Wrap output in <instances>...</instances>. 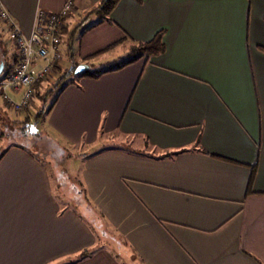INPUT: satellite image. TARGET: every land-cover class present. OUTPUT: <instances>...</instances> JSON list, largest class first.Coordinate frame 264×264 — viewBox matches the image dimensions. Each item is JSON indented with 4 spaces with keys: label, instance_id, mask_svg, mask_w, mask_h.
Listing matches in <instances>:
<instances>
[{
    "label": "crops",
    "instance_id": "0c3cea01",
    "mask_svg": "<svg viewBox=\"0 0 264 264\" xmlns=\"http://www.w3.org/2000/svg\"><path fill=\"white\" fill-rule=\"evenodd\" d=\"M66 1L0 6L29 35L38 9L58 12ZM72 1L48 81L126 37L149 41L163 30L165 46L148 60L73 79L43 122L67 146L114 132L148 140L147 149L82 154L88 204L139 264H264V0H119L109 21L91 12L100 0ZM74 25L84 28L72 33ZM5 42L6 55L15 54ZM85 249L93 251L76 259ZM0 264L126 263L60 205L46 164L10 146L0 159Z\"/></svg>",
    "mask_w": 264,
    "mask_h": 264
},
{
    "label": "trees",
    "instance_id": "16d2710c",
    "mask_svg": "<svg viewBox=\"0 0 264 264\" xmlns=\"http://www.w3.org/2000/svg\"><path fill=\"white\" fill-rule=\"evenodd\" d=\"M118 1L119 0H100L97 7L94 8L91 12H94L98 16V21H102V20L109 21V15L114 9V7L116 6V4L118 3ZM64 30H65V27H64ZM162 36H163V30L158 31L154 35V37L150 39L149 41H135L129 37H126L122 41H118L93 55H89L84 58V61L89 65V68L87 70L75 75L73 72H74L75 67L78 65V63H74L71 67H69V69L62 76L59 77V79H57L56 82L53 83V86L49 88L47 91H45V93H43L42 95H38L39 91H37L36 87H38V85L40 84H39V81L36 82V84L34 85V89H35L36 94L40 96V99H39L40 104L38 108H36L35 113L31 114L30 112L27 111V114L24 117V119H20L19 121L10 123V124H15L19 126V129H20L19 134L23 136V138L25 137L26 141L25 143H22V142L18 143L17 142L18 139L15 137L17 139L16 142H13L0 150V159L2 158V156L5 154V152L8 150L10 146H17V147L22 148L26 152H28V154H30L31 156L35 158H39L42 161L43 159H41L42 158L41 155H47V156L49 155L51 158H53V163H55V165L63 164L61 162L60 163L55 162L56 157H54V155L51 154L53 153L52 149L55 150L56 148L64 152L65 158L67 160L69 157L73 156L71 155L70 148L65 143L49 135L45 130H42L41 128L40 130H34L32 128V125L33 124L40 125V123L42 124L45 121L59 93L64 89V87L68 83L72 82L73 79L80 78V77L97 78L103 73L121 69L141 58L148 60L151 56L158 55L164 51L165 46L162 41ZM117 44H120L122 45V47L125 48L120 62L115 65H110L107 68H104L102 70H98V71L93 70L94 65L93 63L89 62V59H91L92 57L96 55L103 53L104 51L110 49L111 46H115ZM6 46H7V42H5L2 39V37H0V62L3 63V70L0 74V78L6 77L10 73V71L12 70L16 62V53L6 55V53L8 52V50H6L5 48ZM47 96L51 97V100L49 101V103L47 102ZM2 134L3 133L0 130V137L2 136ZM30 135H34L32 136L34 137L33 140L31 139V137H29ZM141 141L144 147L142 149L149 148V142L146 138H142ZM32 146L35 147L39 153L34 152L31 148ZM46 147L49 149H47ZM186 150L187 149L185 148H181L179 150L170 152V155H175L177 153H180ZM66 168L67 167H65V169ZM53 169H54L53 166H49L51 178H52V175L54 174ZM252 179H253V171H252L251 177L248 182L247 191L250 188ZM74 188L76 189V194H77L75 197H83V198L78 200L77 203L75 202L73 203V210L76 211L78 214H80V216L89 223L92 230L95 232V230L93 229L94 225H92V223L89 222L90 220L88 218V216L90 217L91 213L89 214L87 211H85L86 214H84V212L79 208L82 206L85 209L84 204H88V198L86 197L85 187L82 183L78 182L74 186ZM92 251H93L92 249L82 250L78 254L76 259L85 258L89 256L92 253Z\"/></svg>",
    "mask_w": 264,
    "mask_h": 264
},
{
    "label": "rangeland",
    "instance_id": "374dc122",
    "mask_svg": "<svg viewBox=\"0 0 264 264\" xmlns=\"http://www.w3.org/2000/svg\"><path fill=\"white\" fill-rule=\"evenodd\" d=\"M87 21H88V18H84L81 21V24H85ZM5 27H6V24L0 22V33L2 34L3 39L6 41L8 39L7 38L8 33ZM68 27H69V24H68ZM80 27L81 25L75 26V28L72 26L73 28L72 33L74 32L75 29L76 30L80 29L78 33L81 32L84 27L82 28ZM5 48L9 52H11L10 49L7 48V46ZM120 50L121 49L118 48L115 51H113L112 54L115 55L119 53ZM108 54L109 53L104 54L99 58H95V61L98 60L99 63L94 64L93 70H97V71L102 70L104 68H107L110 65H115L120 62L122 56L116 59H113V60H109L107 62L103 57H106V55ZM57 64L59 65V63ZM49 75H51V72L47 75L46 77L47 79ZM47 79H44V81L47 82L45 86L38 85V87H36L37 91H39L38 95H42L43 93H45V91H47L49 88L53 86L54 80L51 79V81H48L49 79L48 80ZM38 95L35 93L32 99V102H30L29 106L19 111L5 109L6 107L4 106L3 100L0 97V128L3 133L2 136L0 137V150L6 147L7 145L13 142H16L17 139H18L17 140L18 143L19 142L25 143L26 138L25 137L23 138V136L19 134V131H20L19 126L15 124H10L7 119H9V117L14 118V119H24V117L27 114V111L30 112L31 114L35 113L36 108H38L40 104V100H39L40 96ZM50 100H51V97L47 96L48 103ZM32 128L34 130H40V128L43 130V123L42 124L40 123V125L33 124ZM3 136L4 138H2ZM32 136L34 135H30L29 137H31V139L33 140L34 137ZM114 146L116 147L123 146L125 148H132V149L133 148L135 149L144 148L141 140L134 138V137L123 139L121 137H118L117 133L114 132L111 134H107V136L100 134V138L95 143L91 144L88 147L87 146L86 147L68 146L71 150V155L73 156L69 157L67 160L65 158L64 152L56 148L55 150L52 149L53 153L51 154L54 155V157H56L55 162L63 163L65 167H67L66 169L63 164L55 165V163H53V158H51L49 155L48 156L41 155L42 157L41 159H43V162L46 164L48 170H49V166L54 167L53 169L54 174L53 175L51 174L52 178L51 177L50 178L52 182V187L55 191V194L59 197L60 205L62 207L73 208V203L74 202L77 203L78 200L83 198V197H74L77 195L76 189L74 188V186L78 183L79 180H82L80 176V171H81L83 159L81 156H83L84 154H91L93 152H96V150H100V149L108 148V147H114ZM31 148L34 152L39 153L35 147L32 146ZM84 206H85V209L82 206L79 208L84 212V214H86L85 211H87L89 214L91 213L90 217L88 216V218L90 220L89 222L92 223V225H94L93 229L95 230L96 242L98 243V245L99 246L104 245L108 247L110 251L118 255V257L124 260L126 264H139L138 258L136 257L128 258L127 257V255H130L132 252L130 247H128L125 243H123L122 239H120L118 236L112 235L114 231L104 219L99 217L98 210L90 204H84Z\"/></svg>",
    "mask_w": 264,
    "mask_h": 264
},
{
    "label": "built area",
    "instance_id": "2783aa9c",
    "mask_svg": "<svg viewBox=\"0 0 264 264\" xmlns=\"http://www.w3.org/2000/svg\"><path fill=\"white\" fill-rule=\"evenodd\" d=\"M72 9V0H67L58 12L38 9L32 29L25 35L9 12L0 6V22L6 24L16 52L12 70L0 78V93L6 109L19 111L28 107L35 95L36 82L45 79L60 61L59 45L65 39L64 20ZM12 93H20L19 98L14 99Z\"/></svg>",
    "mask_w": 264,
    "mask_h": 264
},
{
    "label": "water",
    "instance_id": "95a60500",
    "mask_svg": "<svg viewBox=\"0 0 264 264\" xmlns=\"http://www.w3.org/2000/svg\"><path fill=\"white\" fill-rule=\"evenodd\" d=\"M88 68H89V65H88L87 63H79V64L75 67L73 73L76 75V74H79V73H81V72H84V71L87 70ZM2 70H3V63L0 62V74H1Z\"/></svg>",
    "mask_w": 264,
    "mask_h": 264
}]
</instances>
